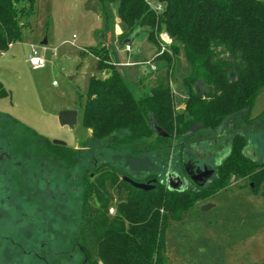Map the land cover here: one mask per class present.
Returning <instances> with one entry per match:
<instances>
[{"label": "trees", "instance_id": "1", "mask_svg": "<svg viewBox=\"0 0 264 264\" xmlns=\"http://www.w3.org/2000/svg\"><path fill=\"white\" fill-rule=\"evenodd\" d=\"M155 1L162 3L161 12L155 11L148 0H100L104 26L113 17L108 6L117 4V16L125 27L122 43L142 32L152 40L160 31L172 41L163 53L164 71L157 73L149 90L142 88L138 97L112 57L111 47H89L96 57L98 74L90 76L83 104L82 121L91 133L86 147L56 145L15 117L0 112L9 133L0 147L8 149L9 157L19 152L40 169L47 161L59 163L64 172L82 166L78 247L84 264H171V221L192 212L197 202L227 188L232 180L249 181L252 195H264V185L259 190L264 182V157L254 161L243 152L255 131L240 127L263 121L256 130L264 131V110L251 116L264 90V0ZM37 3L0 0L1 51L22 39L24 21L35 13ZM180 55L189 72L181 80L184 106L176 109L171 80ZM231 71L236 73L234 81L229 78ZM206 87L210 92L204 94ZM7 95L0 81V97ZM230 119L234 121L228 125ZM154 123L164 134L154 130ZM262 137L258 138L260 142ZM193 141L197 150L205 143L218 149L220 158L227 156L215 165V176L206 185L170 190L165 178L173 159L171 152H177L174 170L186 175L183 154L197 151L190 148ZM218 141L225 144L218 146ZM147 155L154 160V167L141 177L129 167L111 162L114 156ZM21 165L30 168L27 162L21 161ZM13 174L23 182V174ZM124 175L143 182L156 179L155 186L149 191L135 188L123 179ZM111 208L113 213H109Z\"/></svg>", "mask_w": 264, "mask_h": 264}, {"label": "rangeland", "instance_id": "2", "mask_svg": "<svg viewBox=\"0 0 264 264\" xmlns=\"http://www.w3.org/2000/svg\"><path fill=\"white\" fill-rule=\"evenodd\" d=\"M108 7L113 17L104 26L100 0H38L35 13L24 21L22 39L6 51L0 50V81L8 91L7 96L0 97V112L15 117L51 140L65 141L71 147H86L91 133L82 121L83 104L89 78L97 74L89 47L98 45L104 33V40L110 35L109 44L115 60L120 61L125 49L120 40L125 27L117 16V4ZM166 37L171 39L160 31L151 40L142 32L134 44L149 45L148 51L145 50L146 57L142 56L138 61H120V65H125L120 68L127 74L124 75L127 84L136 97L141 95L140 86L144 82L149 83L157 73L164 71L163 53L167 50L162 44L170 43L165 42ZM44 39L48 40L46 45L41 43ZM30 54L44 56L46 64L32 68L28 62ZM152 59L156 60L153 62ZM127 67L132 70L137 67L138 74L126 71ZM188 72L189 66L180 55L171 80L176 109H182L184 105L181 80ZM144 86L148 91V85ZM64 109H74L78 113L73 129L59 123L58 113ZM263 110L264 90L258 95L251 116H257ZM4 123L1 118V146L2 139L9 136ZM252 137L262 145L256 144L261 159L264 143L258 138L264 139V133L260 131ZM224 144V141H218L217 145ZM189 145L192 150H197L194 141ZM248 148L246 146L243 151L251 155L254 150ZM3 152L8 149L4 148ZM176 154L174 150L171 152L173 159L167 174L176 172L185 178L180 169L174 170ZM219 154L214 146L204 143L199 150H186L183 155L187 163L201 168L205 164L214 169L227 156L220 158ZM104 157L108 159L107 155ZM11 158L10 169H6L8 175L0 173V264H84L78 247L82 166H72L64 172L59 163L46 161L41 173L39 164L26 155L15 152ZM17 161L27 162L30 168L17 166ZM111 162L129 167L140 177L154 167L150 155L139 158L114 156ZM26 166L29 179L26 177V181L21 175L23 182L16 180L13 173L23 174ZM185 179L191 186L189 179ZM248 182L232 180L227 188L197 202L192 212L169 223L168 257L171 264H263L264 195H252ZM263 185L264 182L260 183L259 190ZM208 203L213 206L205 213L197 214L203 212L201 207Z\"/></svg>", "mask_w": 264, "mask_h": 264}, {"label": "water", "instance_id": "3", "mask_svg": "<svg viewBox=\"0 0 264 264\" xmlns=\"http://www.w3.org/2000/svg\"><path fill=\"white\" fill-rule=\"evenodd\" d=\"M138 34V33H135ZM135 34H133V36H135ZM133 37H130L128 39H126V42H130L132 40ZM43 45L47 44V39H44L41 42ZM129 44V43H127ZM229 78L231 81H234L236 79V73L234 71H231L229 73ZM208 92H210V87H206L204 94H207ZM77 116L78 113L76 110L74 109H64L61 110L58 113V120L60 125L62 126H68L70 129H73L74 126L77 123ZM153 128L157 133L160 134H164V132L162 131V129L156 124H153ZM52 142L56 145H61V146H66L67 143L65 141L62 140H58V139H54L52 140ZM190 168L195 169L194 164L191 163H187L186 164V171L188 172V174L191 177V180L196 183L198 186H204L205 185V181L212 176V174L214 173V171L212 169H208V168H204L203 171H201L199 168L197 169L196 173L194 175H191V172H189ZM123 179L127 182H129L132 186H134L135 188L141 189V190H145V191H149L152 190L154 188V182L156 181V179H152L151 181H147V182H143V181H136L133 180L132 178L124 175ZM167 185L168 188L170 190H175V191H183L188 187V180L187 179H182L180 177L179 174L177 173H168L167 175ZM213 206V204L208 203L205 204L201 207V211L206 212L208 211V209H210Z\"/></svg>", "mask_w": 264, "mask_h": 264}, {"label": "flooded vegetation", "instance_id": "4", "mask_svg": "<svg viewBox=\"0 0 264 264\" xmlns=\"http://www.w3.org/2000/svg\"><path fill=\"white\" fill-rule=\"evenodd\" d=\"M255 117V116H254ZM243 122H245L244 120L242 121V124H243ZM237 124H235L234 123V125H233V127H235ZM261 125H263V121H257V122H254L253 124H251V125H249V126H245L244 124H243V126H240V127H242V128H244L245 130L246 129H250V130H254L255 132H253V133H251L250 134V141H249V143L247 144V147H249L248 149H250V150H254V152H251L252 154L251 155H246L245 153V155L246 156H248L249 158H251L252 160H254V161H257V160H262L263 159V157H264V150H263V152H262V158L260 159V156H259V153H258V150H257V147H256V144L257 145H259V146H262L260 143H259V141H254L253 140V135H255V134H259L260 133V130H256V129H258V127H260ZM261 132L262 133H264V131H262L261 130ZM261 142H263L264 143V140L263 141H261ZM255 143V144H254ZM253 145V146H252ZM264 149V148H263ZM244 152V151H243ZM9 154L7 153V152H3V149L0 147V173H1V175H8V173H6V169L7 168H9L11 165H10V161L12 160V158L11 157H9L8 156ZM257 155V156H256ZM210 159V158H209ZM208 159V160H209ZM18 163H17V166H19L20 164H21V162L20 161H17ZM205 164H203V167L201 168L199 165H196V164H194V167H195V169H192V168H190V170H189V172H191V175H194L195 173H196V171H197V169L199 168L201 171H203L204 170V168H205ZM206 168H208V167H206ZM10 169V168H9ZM27 169V170H26ZM26 169H25V171H24V173H23V178L27 181V179H29V173H26V172H28L29 171V168L26 166ZM208 169H212L213 171L215 170V169H213V168H208ZM13 172H15V171H13ZM43 172V168H41V173ZM170 173V172H169ZM171 173H176V172H171ZM179 174V173H178ZM215 174V171H214V173L212 174V176H210L205 182L206 183H208V182H210L212 179H213V175ZM9 175H10V173H9ZM168 175V174H167ZM167 175H166V181H167ZM12 176H16V175H12ZM26 177H27V179H26ZM181 177V176H180ZM182 178V177H181ZM185 178H188L189 179V181H190V183H192V184H196V183H194L192 180H191V177H190V175L188 174V172L186 173V177ZM184 177L182 178V179H185ZM206 183H205V185H206ZM167 184V183H166ZM197 185V184H196ZM253 185V184H252ZM190 186V185H189ZM188 186V187H189ZM187 187V188H188Z\"/></svg>", "mask_w": 264, "mask_h": 264}, {"label": "crops", "instance_id": "5", "mask_svg": "<svg viewBox=\"0 0 264 264\" xmlns=\"http://www.w3.org/2000/svg\"><path fill=\"white\" fill-rule=\"evenodd\" d=\"M120 24H122V22H120ZM119 29H120V27H119ZM141 33H138V34H135V36H133V35H131L130 37H133L132 38V40L130 41V42H126V39L123 41V43H122V45H124V46H122V47H125V45L127 44V43H129L130 45H131V50L130 51H128V50H126V49H124V51H122V52H124V54H123V56H120V61H122V62H124V61H126V60H128V61H131V60H133V61H138L139 59H141L142 58V56H144V57H146V52H145V50L146 51H148V44H146V45H143V44H140V43H137V44H134V42H135V39H136V37L137 36H139ZM130 37H128V38H130ZM127 38V39H128ZM147 39H148V37H147ZM47 42H48V40H47ZM110 35L108 36V38L106 39V40H104V33H103V35H102V39H101V42L98 44V45H102V44H105V45H107V46H110ZM135 46H134V45ZM118 51V50H117ZM119 52H121V51H118V53ZM145 52V53H144ZM89 55H91V56H93L94 58H95V66H96V57L93 55V54H91L90 52H89ZM30 56V55H29ZM136 56V57H135ZM118 61V67H119V69L121 70V68H120V66H125V65H120V61L119 60H117ZM29 62V61H28ZM29 64H30V62H29ZM32 67V66H31ZM33 68V67H32ZM152 68V67H151ZM133 70H135V71H133ZM132 70V68H126V71H132L133 73H136V75L138 74V68L137 67H134V69ZM122 71V70H121ZM140 72V71H139ZM97 74H98V71H97ZM97 74H95V75H97ZM124 75H127L126 73L124 74ZM131 75V74H130ZM142 79V78H141ZM145 80H149V79H145ZM149 81H151V79L149 80ZM145 83V82H144ZM143 83V85L142 86H140V87H142V88H144L145 89V84H147L148 86H149V83H145L144 84ZM56 84V83H55ZM54 84V81H53V85H55ZM184 106V105H183ZM233 119H230L229 121H228V125H231V124H233ZM78 148V147H77Z\"/></svg>", "mask_w": 264, "mask_h": 264}, {"label": "built area", "instance_id": "6", "mask_svg": "<svg viewBox=\"0 0 264 264\" xmlns=\"http://www.w3.org/2000/svg\"><path fill=\"white\" fill-rule=\"evenodd\" d=\"M149 1V4H150V6L155 10V11H157V12H161L162 10H163V5H162V3H159V2H157V1H155V0H148ZM167 39V41H165L166 43L167 42H170L171 43V39L169 38V37H166ZM169 43V44H170ZM168 44H165V43H163L162 44V47H163V49L164 50H167V46ZM131 45L130 44H126L125 45V49L126 50H128V51H130L131 50ZM35 52H36V49H35ZM164 52V51H163ZM29 62H30V65L33 67V68H35V69H37V68H41V67H43L45 64H46V59H45V57L44 56H40V55H36V54H30V56H29ZM152 69H155V66H153L152 65ZM56 82L54 81V84H55ZM110 212L112 213V212H114V209L113 208H111L110 209Z\"/></svg>", "mask_w": 264, "mask_h": 264}]
</instances>
